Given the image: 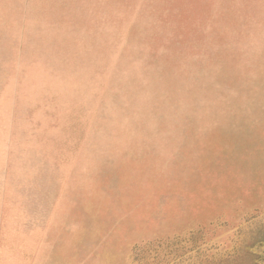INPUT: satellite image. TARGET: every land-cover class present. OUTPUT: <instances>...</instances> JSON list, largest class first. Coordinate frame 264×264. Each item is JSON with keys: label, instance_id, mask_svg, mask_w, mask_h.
Listing matches in <instances>:
<instances>
[{"label": "rangeland", "instance_id": "374dc122", "mask_svg": "<svg viewBox=\"0 0 264 264\" xmlns=\"http://www.w3.org/2000/svg\"><path fill=\"white\" fill-rule=\"evenodd\" d=\"M0 264H264V0H0Z\"/></svg>", "mask_w": 264, "mask_h": 264}]
</instances>
